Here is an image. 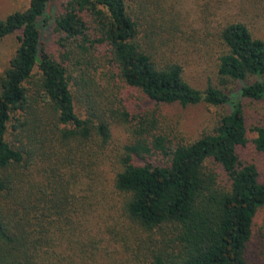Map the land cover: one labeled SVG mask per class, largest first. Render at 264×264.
<instances>
[{"label": "trees", "instance_id": "1", "mask_svg": "<svg viewBox=\"0 0 264 264\" xmlns=\"http://www.w3.org/2000/svg\"><path fill=\"white\" fill-rule=\"evenodd\" d=\"M50 2L0 18V40L18 38L0 72V264H256L264 182L243 149L264 153V125L250 139L247 123V105H264V38L222 24L220 84L200 89L161 0H64L57 52ZM201 102L216 112L199 136L161 130V105ZM115 126L129 136L117 151Z\"/></svg>", "mask_w": 264, "mask_h": 264}, {"label": "rangeland", "instance_id": "2", "mask_svg": "<svg viewBox=\"0 0 264 264\" xmlns=\"http://www.w3.org/2000/svg\"><path fill=\"white\" fill-rule=\"evenodd\" d=\"M64 0H51L47 10L48 25H43L45 47L57 52V32L55 18L60 13ZM29 0H0V18L8 13L25 8ZM164 9L159 6V13L164 11V20L172 28L179 26L176 31L180 53L187 57L185 65L187 78L200 89H205L208 82L220 84L215 76V34L229 20L247 22L256 35L264 38V0H161ZM166 34L169 32H165ZM183 42V43H182ZM18 45L17 35L0 40V72L8 64ZM137 92L127 91V103L131 110L135 106L132 101ZM161 130L164 129L173 137L178 135L191 140L200 135L208 127L216 108L201 102L194 105L182 106L179 103L164 104L159 107ZM77 112L84 115L83 109L77 106ZM249 137L253 139L256 132L254 124L264 125V105L250 103L247 105ZM163 132V131H162ZM164 133V132H163ZM128 133L122 126L113 129L112 147L115 151L128 141ZM246 159L255 163L260 170V178L264 182V153L258 152L252 142L244 147ZM115 165L109 161L106 165L108 176L114 177ZM7 205V199L0 193V206ZM264 241V207L258 211L253 227V236L248 244V254L256 264H264L262 245Z\"/></svg>", "mask_w": 264, "mask_h": 264}]
</instances>
